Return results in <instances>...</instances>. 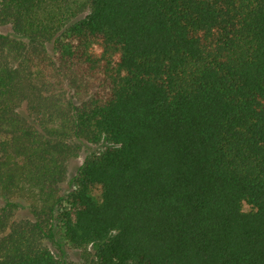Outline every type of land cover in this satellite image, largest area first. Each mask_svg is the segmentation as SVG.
I'll return each mask as SVG.
<instances>
[{
  "label": "trees",
  "instance_id": "obj_1",
  "mask_svg": "<svg viewBox=\"0 0 264 264\" xmlns=\"http://www.w3.org/2000/svg\"><path fill=\"white\" fill-rule=\"evenodd\" d=\"M0 26V264H70L56 223L83 264H264V0H0Z\"/></svg>",
  "mask_w": 264,
  "mask_h": 264
},
{
  "label": "rangeland",
  "instance_id": "obj_2",
  "mask_svg": "<svg viewBox=\"0 0 264 264\" xmlns=\"http://www.w3.org/2000/svg\"><path fill=\"white\" fill-rule=\"evenodd\" d=\"M0 33L1 34H10L11 30L9 26H0ZM105 144H102L100 146H93L88 144H83L82 149L80 153L78 154V157L71 162V168L69 170V176L65 184H63V190L64 194L69 192L71 190L72 186L70 185V180L72 176L75 173L76 168L82 164L83 160L91 156L93 154L98 153L103 149ZM18 203V209L16 212V218H25L28 217V209L26 206V203L23 201H17ZM244 210H248V207L246 205L243 206ZM56 223L55 227L53 228L55 231V240L54 241H48L46 242L47 247L50 249V251L60 260L65 261L70 264H83V257L81 254L74 250L66 241L64 238L63 232L60 229L59 225Z\"/></svg>",
  "mask_w": 264,
  "mask_h": 264
}]
</instances>
